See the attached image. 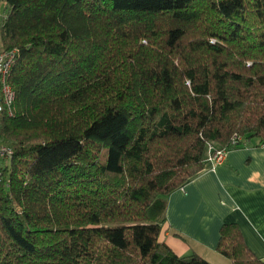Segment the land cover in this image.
I'll list each match as a JSON object with an SVG mask.
<instances>
[{
	"label": "trees",
	"instance_id": "trees-1",
	"mask_svg": "<svg viewBox=\"0 0 264 264\" xmlns=\"http://www.w3.org/2000/svg\"><path fill=\"white\" fill-rule=\"evenodd\" d=\"M1 3L0 264H211L162 240L167 198L210 144L264 147V0ZM217 251L264 264L236 224Z\"/></svg>",
	"mask_w": 264,
	"mask_h": 264
},
{
	"label": "crops",
	"instance_id": "crops-1",
	"mask_svg": "<svg viewBox=\"0 0 264 264\" xmlns=\"http://www.w3.org/2000/svg\"><path fill=\"white\" fill-rule=\"evenodd\" d=\"M225 224L238 225L249 249L264 262V147L230 150L223 164H208L172 192L162 240L179 256L232 264L217 251Z\"/></svg>",
	"mask_w": 264,
	"mask_h": 264
},
{
	"label": "built area",
	"instance_id": "built-area-1",
	"mask_svg": "<svg viewBox=\"0 0 264 264\" xmlns=\"http://www.w3.org/2000/svg\"><path fill=\"white\" fill-rule=\"evenodd\" d=\"M16 60V51H6L0 47V130L4 117L14 114L13 105L16 101L17 94L9 80ZM239 141H241V139L235 137L232 141V146H235ZM228 152L229 149H217L210 144L208 147L207 162L213 166L221 165L226 161ZM13 155L14 150L10 146L0 143V163L1 161H10Z\"/></svg>",
	"mask_w": 264,
	"mask_h": 264
},
{
	"label": "rangeland",
	"instance_id": "rangeland-1",
	"mask_svg": "<svg viewBox=\"0 0 264 264\" xmlns=\"http://www.w3.org/2000/svg\"><path fill=\"white\" fill-rule=\"evenodd\" d=\"M6 15V6L5 4L0 5V27L3 23L4 16ZM0 44H2L1 37H0ZM2 47V45H0Z\"/></svg>",
	"mask_w": 264,
	"mask_h": 264
}]
</instances>
